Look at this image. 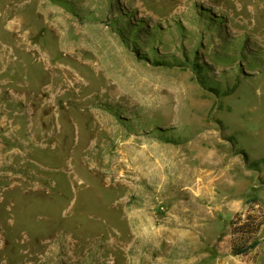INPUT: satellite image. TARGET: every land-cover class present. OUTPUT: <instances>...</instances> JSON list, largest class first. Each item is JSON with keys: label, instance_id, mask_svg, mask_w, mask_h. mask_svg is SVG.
I'll return each mask as SVG.
<instances>
[{"label": "rangeland", "instance_id": "rangeland-1", "mask_svg": "<svg viewBox=\"0 0 264 264\" xmlns=\"http://www.w3.org/2000/svg\"><path fill=\"white\" fill-rule=\"evenodd\" d=\"M4 197L0 264L244 262L264 0H0Z\"/></svg>", "mask_w": 264, "mask_h": 264}, {"label": "trees", "instance_id": "trees-1", "mask_svg": "<svg viewBox=\"0 0 264 264\" xmlns=\"http://www.w3.org/2000/svg\"><path fill=\"white\" fill-rule=\"evenodd\" d=\"M242 217H244L241 214H237L235 216V218L233 219V222H238L240 220H242ZM262 223H258V221H256V218L254 216L248 215L247 216V220L245 221L244 224H242L241 226H239V228L234 227V231H238L240 230L241 232H258L261 229V225ZM256 230V231H255ZM249 239L248 238H244V239H240L239 244H237L235 242L233 248H232V254L233 255H242V254H246L248 253L251 249L255 248L258 245L257 241L248 242Z\"/></svg>", "mask_w": 264, "mask_h": 264}, {"label": "crops", "instance_id": "crops-1", "mask_svg": "<svg viewBox=\"0 0 264 264\" xmlns=\"http://www.w3.org/2000/svg\"><path fill=\"white\" fill-rule=\"evenodd\" d=\"M236 257H242L244 259V262L241 264H264V244H258L248 253L236 255ZM211 264H214V261Z\"/></svg>", "mask_w": 264, "mask_h": 264}, {"label": "bare ground", "instance_id": "bare-ground-1", "mask_svg": "<svg viewBox=\"0 0 264 264\" xmlns=\"http://www.w3.org/2000/svg\"><path fill=\"white\" fill-rule=\"evenodd\" d=\"M20 25H21V24H20ZM18 26H19L18 23H17L16 21H14V22L11 24V29H12L13 31H17L18 33H21V31H20V29L18 28ZM9 28H10V27H9ZM69 78L71 79V81H70ZM67 81L71 83V86H77V85L80 83L79 79H76V77L74 78V77H72V76H69V77L67 78ZM8 202H9V201L7 200V198L4 197L0 204L5 205V204L8 203Z\"/></svg>", "mask_w": 264, "mask_h": 264}, {"label": "built area", "instance_id": "built-area-1", "mask_svg": "<svg viewBox=\"0 0 264 264\" xmlns=\"http://www.w3.org/2000/svg\"><path fill=\"white\" fill-rule=\"evenodd\" d=\"M255 209L257 211V214L259 215V221H261V223L263 222V224L261 225V229H263L264 228V207L257 205L255 206Z\"/></svg>", "mask_w": 264, "mask_h": 264}]
</instances>
